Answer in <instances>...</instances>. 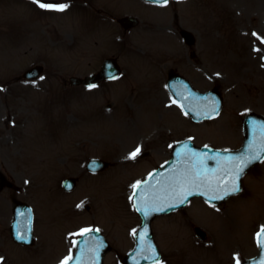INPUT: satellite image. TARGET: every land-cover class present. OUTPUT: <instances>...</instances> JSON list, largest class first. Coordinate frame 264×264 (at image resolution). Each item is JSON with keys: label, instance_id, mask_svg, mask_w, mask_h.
<instances>
[{"label": "rangeland", "instance_id": "rangeland-1", "mask_svg": "<svg viewBox=\"0 0 264 264\" xmlns=\"http://www.w3.org/2000/svg\"><path fill=\"white\" fill-rule=\"evenodd\" d=\"M33 1L0 0V55H3L0 58V168L16 184L0 192V248L6 254L5 261L12 264H56L64 248L65 256L70 253L69 239L77 236L70 234L98 225L114 245L106 264H120L123 255L133 247V233L141 223L131 202L133 185L169 157V144L186 135V130L181 131L177 124L180 121L170 119L166 116L169 115L167 109L155 103L161 99L162 91L166 92L164 97L168 102L164 70L173 66L191 78L197 77L201 89L213 85L214 75L221 76L226 102L228 100V105L232 106V113L226 118L239 135L241 111L249 105L250 97L238 95L236 84L246 88L250 76L237 63L242 62L247 69L253 61L248 58L249 63H246L241 57L228 55L223 57L224 67L219 69L218 61L214 60L215 56H220L215 54L214 47L211 59L207 52L214 46V37L216 47L223 44L226 49L230 45L236 50L240 48L242 44L235 41L233 33L234 18L247 24L246 20L252 16L259 17L256 16L259 3L264 0H179L158 8L144 0L141 4L139 0H118L123 6L122 14H128L135 4L136 9L141 6L140 11L134 12L141 18V25L123 33L124 42L117 41L122 29L117 23L116 26L109 24V14L116 12L112 8L119 7L112 5L110 0H105L106 4L102 0L100 4H96L98 0L96 3L90 0L89 6L80 2L72 4L76 5L73 13L79 15L80 23L67 8L63 12L56 11L52 17L58 20L56 24L50 18L54 12H45V19L37 29L41 31L44 26V32L35 30L37 24L29 23L28 28L22 19H13L15 11H9L11 6H24ZM92 15L94 19L91 20ZM81 22L84 24L82 30ZM179 23L193 29L199 39L193 60L190 49L179 35ZM96 26L101 28L94 34L100 36L90 31ZM28 29L31 30L28 41H35L33 43L25 41ZM169 31L174 35L172 46L167 36ZM40 33L44 35L43 40L38 39ZM102 34L109 37L107 46ZM16 48H20L21 53L16 54L19 60L15 58L14 62L11 56ZM116 54L120 55L126 70L121 79L97 88H75L65 84L66 78L94 72L105 57ZM253 58L255 62L259 60L256 65L264 64L261 57ZM36 63H43L47 68L43 78L17 81L24 69ZM108 104L112 105L111 109ZM203 124L206 125L198 127L200 125L190 123L193 126L190 129L200 141L222 147L237 146L242 141L241 136L220 131L218 121ZM160 125L164 129L155 132ZM139 143L143 144L142 150L151 148L152 155L128 159ZM91 157L114 161V165L99 174L89 173L85 162ZM263 167L264 163L248 174L242 194L222 206H214L223 214L200 205L207 204L202 200H198L199 203L193 200L183 211L155 222L158 239L161 240L162 231H167L165 241H158L164 252L161 264H215V259L220 264H236L237 259L255 254L258 246L253 253L250 245L254 244L256 232L251 224L257 231L264 218ZM68 176L80 177L78 189L71 194L61 186L62 179ZM258 179L262 181L260 185L256 182ZM15 199L33 205L35 214L40 216L37 223L42 230L49 224L59 227L58 232L52 227L47 233L55 243L47 238L42 241L43 233L41 235L38 227L41 236L34 247L14 245L9 233V217ZM87 204L91 207L89 211L85 208ZM192 215L196 219L188 220ZM194 225L207 229V242L195 237ZM128 231L132 234L130 243H127ZM242 241L247 243L245 249L250 254L241 257L238 252Z\"/></svg>", "mask_w": 264, "mask_h": 264}, {"label": "snow or ice", "instance_id": "snow-or-ice-1", "mask_svg": "<svg viewBox=\"0 0 264 264\" xmlns=\"http://www.w3.org/2000/svg\"><path fill=\"white\" fill-rule=\"evenodd\" d=\"M34 2H38V0H34ZM159 2H161L162 4H167V0H159ZM38 6L40 8H49V9H53V10L61 11V12L65 11L66 8L68 7L66 4L53 6V5H49L45 3H39ZM253 35H256V34L253 33ZM262 42H264V40H262ZM173 103H175V101H173ZM139 153H140V148L137 147L135 151L131 152L127 158L135 159ZM262 153H264V145L260 147H254L252 144L248 145L244 153H242L240 157L238 158L240 163L237 164L235 174L232 176V179H231L232 187L230 191L229 190L225 191V195L233 194V193L240 191V186L238 184L240 174L243 172L244 168L247 167L249 164L255 161L264 159V156H262ZM208 158L211 159V157H208ZM201 162H202V158H201ZM198 182L199 183L207 182L209 186L211 184L210 181H207L205 172L197 169L195 164H193L192 170L190 172H184V173L178 174L175 178L172 179L171 183L167 187L170 188L172 192H176L178 190L180 192H185V189L188 185L199 186ZM139 184L140 182L138 181L136 185H133V188H136L137 185ZM186 195H191V192H185V198H186ZM213 199H222V197H213ZM181 202H183V200H181ZM137 210L142 211L145 216L148 215V211L146 209H141L138 207ZM95 231L98 232L99 229H96ZM91 232H93L92 229L84 228L80 230L79 233L70 234V236L79 235L81 237H85L82 241L73 240L72 241L73 246H86L89 243V239L86 236V234L91 233ZM133 235H136V233L134 232ZM146 235H147V230L145 229L144 232L140 233L139 239L143 241L146 238ZM262 235H264V226H262L261 231L257 233L258 246H260L261 248H264V239H259L262 237ZM92 238L94 239V237ZM18 239H24V237L18 236ZM81 250L82 251L84 250L83 247H81ZM152 253L155 259V249L154 248L152 249ZM3 260L4 258L0 257V264H3ZM74 260L76 264H80L79 258L73 257L72 255L65 257L61 261V264H69V262L74 261ZM156 264H159V260L156 261ZM236 264H240V261L238 259L236 261Z\"/></svg>", "mask_w": 264, "mask_h": 264}, {"label": "water", "instance_id": "water-1", "mask_svg": "<svg viewBox=\"0 0 264 264\" xmlns=\"http://www.w3.org/2000/svg\"><path fill=\"white\" fill-rule=\"evenodd\" d=\"M251 125H252V128L250 129L249 136H247L248 138H247L245 146L234 157H232V158L225 157L226 159H223V160L219 159L217 161L218 163L215 166H213L211 169H210V167L207 166V164H202V166L200 168L199 167L197 168V169L205 172V175L207 177V181L211 182L210 186L207 182H205V183H199L198 182L199 186L188 185L187 186L188 188L185 190V192H191V194H193L195 192L196 194H200V195H204L206 197H209L208 195H211L214 192L219 193L223 190V188H224L223 184H224V181L226 180L225 175H224V168H230V167L235 166L238 163H240L238 158L240 157V155L242 153H244L245 149L248 147L249 144H252L254 147H260V146L264 145V132H263L264 130L261 129L262 125L258 121L252 122ZM187 154L195 162H197V165L201 163V158H202V161L204 160V153L203 152L193 153L192 150L188 151V149L186 148V153L184 155H187ZM193 154H195V155H193ZM262 156H264V153H262ZM175 157L177 160L179 159L178 153H175ZM253 163L249 164L248 166L250 167ZM191 170H192V167H190V171ZM246 170H247V168L245 167L243 172L239 176V180H240V178H242L243 173ZM163 174H164L163 171L157 172L158 176L155 179L151 178L148 181V183L150 185H154L156 183V180L159 177L163 178L162 177ZM226 189H228V188H226ZM197 191H200L201 193H198ZM213 200H215V199H213ZM86 236L90 237V236H95V235L93 234V232H91V233H88ZM92 244L94 245V243H92ZM86 246H80V247H83V249H84V247H86ZM83 252H84V250L83 251L80 250V253L83 254ZM94 256H95V260L92 264H99V256L98 255H94ZM74 264H76V262Z\"/></svg>", "mask_w": 264, "mask_h": 264}]
</instances>
